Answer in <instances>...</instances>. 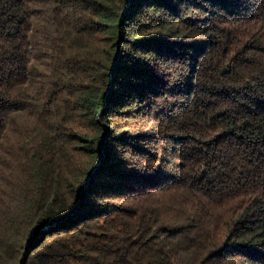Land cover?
<instances>
[{"label": "trees", "instance_id": "16d2710c", "mask_svg": "<svg viewBox=\"0 0 264 264\" xmlns=\"http://www.w3.org/2000/svg\"><path fill=\"white\" fill-rule=\"evenodd\" d=\"M0 264H264V0H0Z\"/></svg>", "mask_w": 264, "mask_h": 264}]
</instances>
